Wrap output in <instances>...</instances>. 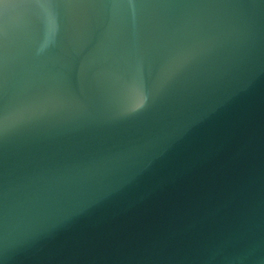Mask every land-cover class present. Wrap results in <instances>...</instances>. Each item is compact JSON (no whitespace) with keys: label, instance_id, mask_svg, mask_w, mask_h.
Segmentation results:
<instances>
[{"label":"water","instance_id":"1","mask_svg":"<svg viewBox=\"0 0 264 264\" xmlns=\"http://www.w3.org/2000/svg\"><path fill=\"white\" fill-rule=\"evenodd\" d=\"M0 264H264V0H0Z\"/></svg>","mask_w":264,"mask_h":264}]
</instances>
